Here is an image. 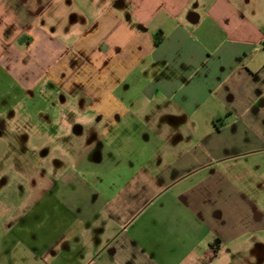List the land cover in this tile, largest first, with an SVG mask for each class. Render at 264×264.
<instances>
[{"label":"crops","instance_id":"crops-1","mask_svg":"<svg viewBox=\"0 0 264 264\" xmlns=\"http://www.w3.org/2000/svg\"><path fill=\"white\" fill-rule=\"evenodd\" d=\"M24 103L43 162L92 117L105 167L22 156L0 264H264V0H0V121Z\"/></svg>","mask_w":264,"mask_h":264},{"label":"rangeland","instance_id":"rangeland-1","mask_svg":"<svg viewBox=\"0 0 264 264\" xmlns=\"http://www.w3.org/2000/svg\"><path fill=\"white\" fill-rule=\"evenodd\" d=\"M4 101V99L1 100V102ZM51 103L52 102L48 101V99H45L44 102H39L41 105H52ZM27 104L28 103H24L23 105L17 104L16 109L10 113L11 117L9 116L0 121V186L6 185L7 189L12 190L18 187L17 184L23 189H26L27 185L31 184V179L28 182L29 177H20V175L26 173L25 167L21 163L22 156H26L30 164H34V170H38L35 173H44L49 169L68 170L71 165L75 164L74 160L77 161L80 157L83 158V163L87 165V167L84 168L97 169L98 167H105L104 164L102 166L90 164L89 157L99 149L94 139H97V136H99L100 132L105 128L103 123L97 124L92 117L87 118L89 120L87 123L82 124L81 127L76 124L81 128L79 130L80 132L76 133L73 130L76 125L72 126V129L67 130L66 135L58 141L60 151L52 152L54 155L51 153L50 157L43 162L41 160L43 150L38 149V144L41 142L39 138L42 136L36 128L31 125L34 124L36 126V123L42 121V117L35 120L33 119L36 123H31V118H27L24 113V107H26ZM74 115L70 113L66 114L65 121L67 124L75 122V120H73ZM47 148L48 147H46V149ZM54 156L56 161L52 160ZM56 165L58 166L57 169L55 168ZM48 166H50V168H47ZM36 178L39 179L38 176H36ZM7 196V193H3L2 199L5 203H10ZM18 200L19 199H17V201ZM221 264H234V257L229 256L224 258Z\"/></svg>","mask_w":264,"mask_h":264},{"label":"trees","instance_id":"trees-1","mask_svg":"<svg viewBox=\"0 0 264 264\" xmlns=\"http://www.w3.org/2000/svg\"><path fill=\"white\" fill-rule=\"evenodd\" d=\"M156 44L158 43V41L155 42Z\"/></svg>","mask_w":264,"mask_h":264}]
</instances>
